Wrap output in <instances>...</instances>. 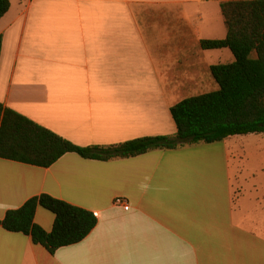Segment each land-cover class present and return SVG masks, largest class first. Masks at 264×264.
Segmentation results:
<instances>
[{"label": "crops", "instance_id": "1", "mask_svg": "<svg viewBox=\"0 0 264 264\" xmlns=\"http://www.w3.org/2000/svg\"><path fill=\"white\" fill-rule=\"evenodd\" d=\"M15 1L0 20V103L77 146L176 136L171 108L217 91L211 67L235 60L201 44L227 37L221 3L237 0ZM229 139L50 168L0 158V220L43 194L98 219L55 254L0 228V264H264V147L246 171ZM55 218L39 207L35 221L51 232Z\"/></svg>", "mask_w": 264, "mask_h": 264}, {"label": "trees", "instance_id": "2", "mask_svg": "<svg viewBox=\"0 0 264 264\" xmlns=\"http://www.w3.org/2000/svg\"><path fill=\"white\" fill-rule=\"evenodd\" d=\"M11 0H0V20ZM227 26L224 40H204V50L229 49L235 60L211 67L219 89L190 97L171 108L176 136L144 137L112 146L81 147L0 103V158L50 168L68 153L113 161L152 151L223 142L231 137L264 134V0L221 3ZM3 41L0 37V59ZM39 207L55 215L47 232L35 221ZM92 212L43 194L7 212L0 228L31 237L51 254L78 244L96 228Z\"/></svg>", "mask_w": 264, "mask_h": 264}, {"label": "rangeland", "instance_id": "3", "mask_svg": "<svg viewBox=\"0 0 264 264\" xmlns=\"http://www.w3.org/2000/svg\"><path fill=\"white\" fill-rule=\"evenodd\" d=\"M12 2L17 4L15 0H12ZM237 140H243V143L241 144L243 148L236 147V145H238ZM254 141L262 142L260 145L264 147V134L235 136L229 139V145L232 147V156L236 157V159L237 156H241V155L245 157L244 160L246 161L245 163L246 171L255 170V168H257L260 165V163H258L256 159V155L259 152V148L257 149L255 145L256 143L254 144ZM262 146L260 147L263 148ZM262 155H264V152L262 153Z\"/></svg>", "mask_w": 264, "mask_h": 264}, {"label": "built area", "instance_id": "4", "mask_svg": "<svg viewBox=\"0 0 264 264\" xmlns=\"http://www.w3.org/2000/svg\"><path fill=\"white\" fill-rule=\"evenodd\" d=\"M115 205L123 207L124 210H126V211L130 210V205H129L128 201L126 199H124V198H117L115 200Z\"/></svg>", "mask_w": 264, "mask_h": 264}]
</instances>
